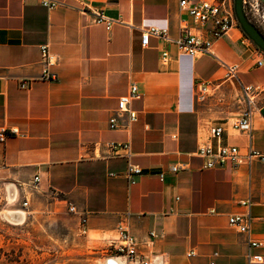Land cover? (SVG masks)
I'll list each match as a JSON object with an SVG mask.
<instances>
[{"label":"crops","instance_id":"crops-1","mask_svg":"<svg viewBox=\"0 0 264 264\" xmlns=\"http://www.w3.org/2000/svg\"><path fill=\"white\" fill-rule=\"evenodd\" d=\"M53 1L59 5L48 9L42 0H0V223H10L11 213L24 225L40 202L73 205L72 220L87 218V238L99 235L106 244L125 225L153 264H251L249 254L264 256V164L206 170L198 157L200 147L217 143L212 129L221 124V144L264 154V98L252 138L231 126L242 107L228 117L212 100H198L204 88L233 87L241 96L244 86H264V54L241 29L215 40L179 0ZM98 13L119 23L107 31L95 24ZM184 20L213 42L210 53L179 51ZM151 27L168 29V39L151 37L143 46ZM45 45L57 80L42 78ZM234 65L231 81L227 66ZM133 84L136 122L118 111ZM112 143L129 148L113 152ZM131 165L144 175L131 181ZM242 214L253 218L250 237L230 225ZM250 240L262 245L250 248Z\"/></svg>","mask_w":264,"mask_h":264},{"label":"built area","instance_id":"built-area-1","mask_svg":"<svg viewBox=\"0 0 264 264\" xmlns=\"http://www.w3.org/2000/svg\"><path fill=\"white\" fill-rule=\"evenodd\" d=\"M42 5L48 9L56 8L59 3L53 0H42ZM179 6L181 11L188 15L195 23L201 27H208L215 40L221 39L233 28L240 29L238 21L236 19L234 10V0H179ZM244 7L246 14L249 17L247 8H250L254 14L263 18L261 12L264 13V4L259 0H244ZM119 22L111 18L106 17L102 13L96 14L95 24L104 25L107 31H111L112 28ZM181 38L176 42V46L183 54L190 56H199L202 54L210 53L213 46V42L204 39L203 37L193 34L188 25V21H183ZM151 37L168 39V29H161L157 27H151L143 31L142 44L148 46ZM168 58L167 53H163L162 61H166ZM42 62L44 65L42 78L45 80H57V75L49 72L48 67L53 65V57L50 54L48 45L42 47ZM259 66H263L264 62L260 61ZM239 73L238 66H227V79L233 81L237 79ZM23 88L28 87V84H23ZM203 93H207L208 89L204 88ZM140 97L139 88L136 84H133L129 88V92L126 96L120 98L118 103V111L128 113L132 122L138 120V116L135 112L131 111L129 106L133 99ZM264 98V86L247 85L243 87L242 95L239 98L240 103L243 105V109L239 116L233 119L231 126L233 129L246 134L252 138L253 132V118L260 106V101ZM110 127L117 129L119 126L116 119H110ZM17 132V131H15ZM225 132L224 124L218 125L212 129V137L216 140V144H206L199 148L198 157L205 160L204 169L211 170L219 166H223L225 163L232 164L235 168L243 164L251 165L254 161L264 164V154L253 150L247 152L246 155L242 154L237 146H228L220 143ZM5 133H0V139L4 140ZM120 148L128 149V145L123 144H110V150L117 152ZM173 172L178 171V167H174ZM114 176V174H110ZM143 170L138 166H129L128 176L131 181L137 176H143ZM160 180H164L165 174L158 175ZM41 181L40 176L37 175L34 178L35 185H38ZM30 200H25L24 207H29ZM244 206H250L251 202L243 203ZM70 213L77 214L78 209L73 206H68ZM87 218L80 215V232L83 235H87ZM230 225L237 229L241 234L251 236L253 218L247 214L234 215L230 218ZM250 248L260 247L262 244L257 241L250 240ZM109 250L112 257L124 258L128 264H153V262L146 256L140 253L138 241L129 232L125 225H121L118 228V237L109 241ZM249 262L251 264H264V256L259 254H249ZM215 264V263H212Z\"/></svg>","mask_w":264,"mask_h":264},{"label":"rangeland","instance_id":"rangeland-1","mask_svg":"<svg viewBox=\"0 0 264 264\" xmlns=\"http://www.w3.org/2000/svg\"><path fill=\"white\" fill-rule=\"evenodd\" d=\"M247 12L250 21L264 34L263 18L250 8ZM263 14L261 12V16ZM239 97V91L233 87L211 88L207 93L202 90L198 93L200 104L212 100L216 108L228 113V117L244 108ZM38 206L24 225L0 223V264H99L114 255L110 253L109 241L104 244L99 235L90 234L89 238L83 235L80 225L72 220L66 208L45 206L41 202Z\"/></svg>","mask_w":264,"mask_h":264},{"label":"water","instance_id":"water-1","mask_svg":"<svg viewBox=\"0 0 264 264\" xmlns=\"http://www.w3.org/2000/svg\"><path fill=\"white\" fill-rule=\"evenodd\" d=\"M259 1L264 4V0ZM234 10L242 32L264 54V34L248 18L244 7V0H234Z\"/></svg>","mask_w":264,"mask_h":264},{"label":"bare ground","instance_id":"bare-ground-1","mask_svg":"<svg viewBox=\"0 0 264 264\" xmlns=\"http://www.w3.org/2000/svg\"><path fill=\"white\" fill-rule=\"evenodd\" d=\"M4 214H6V213H4ZM5 217H6V219H8V221H10V223H13V224H18L22 220L21 216L17 215V214L7 213L5 215ZM99 264H124V263L122 262V260L120 258L108 257V258L104 259L103 261H101Z\"/></svg>","mask_w":264,"mask_h":264}]
</instances>
